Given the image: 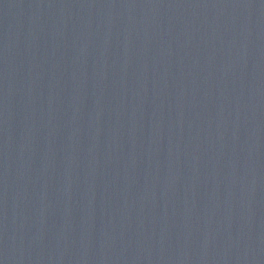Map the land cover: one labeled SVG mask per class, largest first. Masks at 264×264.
<instances>
[{
	"label": "water",
	"instance_id": "water-1",
	"mask_svg": "<svg viewBox=\"0 0 264 264\" xmlns=\"http://www.w3.org/2000/svg\"><path fill=\"white\" fill-rule=\"evenodd\" d=\"M264 198V0H0V264Z\"/></svg>",
	"mask_w": 264,
	"mask_h": 264
}]
</instances>
